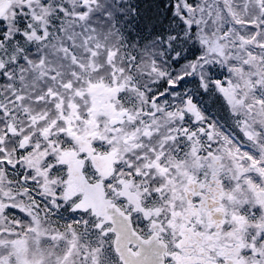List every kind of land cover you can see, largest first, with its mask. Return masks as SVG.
I'll return each mask as SVG.
<instances>
[{"label":"snow or ice","instance_id":"obj_1","mask_svg":"<svg viewBox=\"0 0 264 264\" xmlns=\"http://www.w3.org/2000/svg\"><path fill=\"white\" fill-rule=\"evenodd\" d=\"M0 264H264V0H0Z\"/></svg>","mask_w":264,"mask_h":264}]
</instances>
